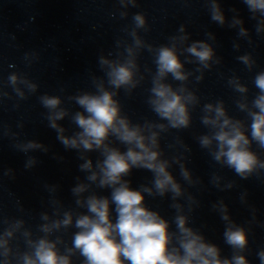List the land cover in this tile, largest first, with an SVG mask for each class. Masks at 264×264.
I'll return each mask as SVG.
<instances>
[{"label": "clouds", "instance_id": "clouds-1", "mask_svg": "<svg viewBox=\"0 0 264 264\" xmlns=\"http://www.w3.org/2000/svg\"><path fill=\"white\" fill-rule=\"evenodd\" d=\"M118 3L124 9L120 11L121 18L128 16L129 7L138 6L137 0H118ZM243 3L251 13L259 12L264 17V0H243ZM209 4L210 19L223 26L225 16L219 3L217 0H209ZM251 18L256 19L255 15ZM234 23L243 22L237 19ZM138 30H149L147 17L142 12L133 14L131 27L124 29L131 39V44H125L121 52L119 49L122 42L118 39L115 58L109 59L105 55L98 57L99 68L104 75H91L94 91L80 90L66 98L48 93L38 97L41 106L47 110L44 118L48 127L56 132V139L65 150L80 153L79 159L84 160V163L79 165L80 171L90 173L86 179L95 183L99 189H107L109 194L93 193L84 199H77V206L85 211L77 214L75 221L72 212L66 211L62 219L41 225L40 231L45 235L37 240H26L32 251L22 255L23 264H73L72 257L77 253L81 264H250L248 256L244 254L249 250V228L230 217L228 206L223 201L219 205H213V210H217L220 219L225 222L224 243L232 250L230 258H222L220 247L208 242L203 234L190 226L189 216L184 214L183 206L176 202L184 195L181 184L169 170V161L161 158L163 153L160 150V134L169 129L189 128L190 106L195 107L199 103L197 96L185 87V82L191 75L184 71L185 64L194 61L185 58L182 62L177 52V42L183 43L188 36L173 35L169 37L167 44L154 46L146 43L138 35ZM178 31L184 33V26L181 25ZM256 32L259 35L261 28L257 27ZM207 35L211 37L210 33ZM239 35L247 36L248 30L241 27ZM141 49L153 54L155 64L146 102L158 120L166 123L149 120L143 123L133 122L123 111V106L117 98L121 90L131 94L144 79L137 62ZM184 51L194 57L195 63L200 66L196 69L197 72L210 70V62H213L215 52L208 43L194 41ZM108 56L113 57V53H108ZM23 59L30 67L39 59V54L27 52ZM237 59L251 68L252 62L248 55L239 56ZM214 62L219 63V60ZM9 67L14 68L15 65L10 64ZM169 76L172 81L179 82L177 87L174 88L171 83L166 82ZM202 79L203 74L196 77V82ZM228 84L236 92L248 91L237 78H229ZM253 84L259 90L252 101V107L256 111L248 110L246 103L237 102V107L241 111H247L251 119L250 132H246L242 121L230 118L223 103L219 101L215 105L205 104L202 109L205 114L200 118L203 125L213 130L211 135L198 138L200 146L211 149L215 141L216 150L210 151L213 160L227 166L242 179L249 178L258 169H264V161L252 150L253 143L264 149V71L255 75ZM5 87L12 89L18 101L26 100L29 94H35L39 89L38 83L18 71H13L7 76L6 84H0V102L5 98L12 99ZM65 99L77 105L80 110L70 111L64 106ZM19 106V103L14 105L16 108ZM65 118H69L76 128L72 135H66V128L59 123ZM18 127L22 128L23 124ZM3 134L17 140L14 147L26 155L29 151L38 149L48 151L42 143L35 140L19 141L20 134L13 132L11 128L6 127ZM115 145H122L123 150ZM90 152L99 153L100 159L96 161L95 166L97 171L93 170L92 159L83 155ZM173 162L179 164L181 179L191 185L193 181L190 171L179 158H175ZM36 163V157L28 156L25 168L30 169ZM133 169L151 172V187L146 184L132 187V182L127 177ZM5 175H8V171ZM218 180L219 177H213L216 186ZM233 186L230 182L226 187ZM89 187V184L79 183L72 189V193L79 197L88 191ZM167 194H171L170 207L175 210L171 220L146 204V196L163 198ZM188 200L195 203L191 196ZM241 200L245 202L243 197ZM252 213V221L249 223L255 221L254 208ZM41 219L48 220L49 217L42 214ZM22 223L17 221L15 227L19 228ZM70 227L76 229L72 233L71 246H65L61 252L57 245L63 243L62 238L50 240L48 235L54 230ZM12 235V230L4 233L6 237ZM24 235L28 237L30 233L25 232ZM0 247H4L3 255L7 256L6 239H0ZM257 256L260 264H264V249L260 250Z\"/></svg>", "mask_w": 264, "mask_h": 264}]
</instances>
